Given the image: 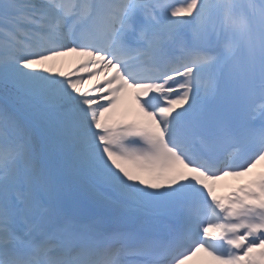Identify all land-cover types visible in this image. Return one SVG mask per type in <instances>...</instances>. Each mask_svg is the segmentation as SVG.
Instances as JSON below:
<instances>
[{"label": "snow or ice", "instance_id": "obj_1", "mask_svg": "<svg viewBox=\"0 0 264 264\" xmlns=\"http://www.w3.org/2000/svg\"><path fill=\"white\" fill-rule=\"evenodd\" d=\"M0 264H264V0H0Z\"/></svg>", "mask_w": 264, "mask_h": 264}, {"label": "bare ground", "instance_id": "obj_2", "mask_svg": "<svg viewBox=\"0 0 264 264\" xmlns=\"http://www.w3.org/2000/svg\"><path fill=\"white\" fill-rule=\"evenodd\" d=\"M259 170V169H258ZM230 179V181H231V185H227V186H225V187H219V184H221L222 182H224L225 181V179H228V178H225L224 180H222V181H218L217 182V185H216V192H217V194L218 195H222V194H225V193H227L228 191H230V188L232 187V186H234V185H236L237 183H239L240 181L239 180H236V179H234V178H231V177H229Z\"/></svg>", "mask_w": 264, "mask_h": 264}]
</instances>
